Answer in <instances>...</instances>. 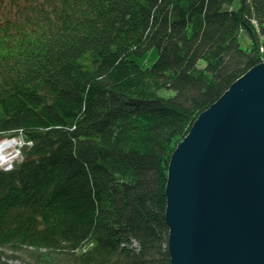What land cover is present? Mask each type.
Returning a JSON list of instances; mask_svg holds the SVG:
<instances>
[{"label":"trees","instance_id":"trees-1","mask_svg":"<svg viewBox=\"0 0 264 264\" xmlns=\"http://www.w3.org/2000/svg\"><path fill=\"white\" fill-rule=\"evenodd\" d=\"M263 51L264 0H0V264H170L172 142Z\"/></svg>","mask_w":264,"mask_h":264},{"label":"water","instance_id":"water-1","mask_svg":"<svg viewBox=\"0 0 264 264\" xmlns=\"http://www.w3.org/2000/svg\"><path fill=\"white\" fill-rule=\"evenodd\" d=\"M164 195L170 264H264V60L193 121Z\"/></svg>","mask_w":264,"mask_h":264},{"label":"rangeland","instance_id":"rangeland-1","mask_svg":"<svg viewBox=\"0 0 264 264\" xmlns=\"http://www.w3.org/2000/svg\"><path fill=\"white\" fill-rule=\"evenodd\" d=\"M244 39H245V37H244ZM241 45L243 48H246V45L244 44V42H241ZM157 57H158V51L155 47H153V48L149 49L143 56L133 57V59L136 60V63H138V66L140 68L146 69L147 67L151 66L155 62ZM203 65H204L203 62H199L198 69H201V67ZM145 80H146L145 81L146 82L145 91L147 92V94L153 93V94H157L159 96H168V95L172 94L171 91L165 90L164 88H160L158 86V84L156 83V81L153 79V77L150 76L149 74L146 75ZM137 120H138V118L136 119V121ZM146 121H148V120H145V119L138 120L139 132H140V128L143 126V124L144 123L146 124ZM14 138L17 140V145H16V147H14L13 149H11L10 151H7V152L9 153V152H12L13 150L15 152L11 155V159L8 162L0 165V168H4L5 170L11 169L13 167L12 164L15 161H20L22 158L21 147L25 144V140L21 135L16 136ZM8 139H10V138H1L0 143H3L4 141H7ZM182 139H183V137L180 136V137H177L176 139L173 140V142H172L173 146L171 148V152L178 145V143L180 141H182ZM171 152H170V154H171ZM167 167H168V165H166V176H167ZM133 245H135V243H133Z\"/></svg>","mask_w":264,"mask_h":264},{"label":"bare ground","instance_id":"bare-ground-1","mask_svg":"<svg viewBox=\"0 0 264 264\" xmlns=\"http://www.w3.org/2000/svg\"><path fill=\"white\" fill-rule=\"evenodd\" d=\"M16 145H17V140L14 137L8 139L7 141H4L3 143H0V165L8 162L11 159V155L15 151L13 150L12 152H9V153L7 151H10L14 147H16ZM170 155L171 154H169V157H168V163H169ZM165 184H166V180H165ZM164 188H165V186H164ZM164 197H165V195H164Z\"/></svg>","mask_w":264,"mask_h":264}]
</instances>
